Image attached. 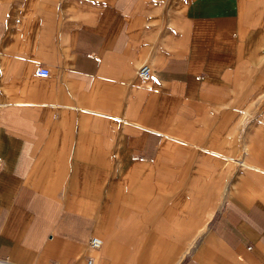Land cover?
Wrapping results in <instances>:
<instances>
[{"label": "crops", "instance_id": "obj_1", "mask_svg": "<svg viewBox=\"0 0 264 264\" xmlns=\"http://www.w3.org/2000/svg\"><path fill=\"white\" fill-rule=\"evenodd\" d=\"M89 256L264 264V0H0V264Z\"/></svg>", "mask_w": 264, "mask_h": 264}, {"label": "built area", "instance_id": "obj_2", "mask_svg": "<svg viewBox=\"0 0 264 264\" xmlns=\"http://www.w3.org/2000/svg\"><path fill=\"white\" fill-rule=\"evenodd\" d=\"M38 73L40 74H47L48 73V69L46 67H40L38 68ZM150 68L147 64L142 63L141 66L137 69V74L139 77H143V78H148L150 76ZM90 246L92 248H97L99 246H101L102 244V240L100 237H91L90 238ZM87 264H96V261L93 257L89 256L87 257ZM56 264V263H54Z\"/></svg>", "mask_w": 264, "mask_h": 264}]
</instances>
